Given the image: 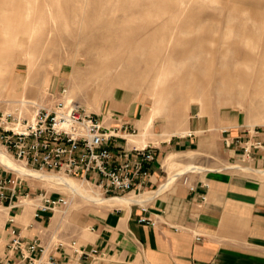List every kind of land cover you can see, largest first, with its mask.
I'll use <instances>...</instances> for the list:
<instances>
[{"label":"rangeland","instance_id":"rangeland-1","mask_svg":"<svg viewBox=\"0 0 264 264\" xmlns=\"http://www.w3.org/2000/svg\"><path fill=\"white\" fill-rule=\"evenodd\" d=\"M0 59L3 112L19 106L17 92L51 104L67 90L72 102L103 120L132 124L134 139L146 117L156 115L147 144L168 139L191 121L231 133L264 132V0H0ZM12 73L19 77L16 88L4 83ZM188 157L186 163L169 157L170 180L207 170L196 162L201 153ZM211 162L212 169L264 174L234 160ZM29 181L68 197L69 207L56 213L57 229L66 236L79 222L110 210L61 186ZM80 181L103 197L115 196Z\"/></svg>","mask_w":264,"mask_h":264},{"label":"crops","instance_id":"crops-1","mask_svg":"<svg viewBox=\"0 0 264 264\" xmlns=\"http://www.w3.org/2000/svg\"><path fill=\"white\" fill-rule=\"evenodd\" d=\"M104 122L133 127L129 122ZM247 130L240 128L233 134L230 129L207 127V121H191L185 130L153 143L156 161L150 166L148 180L142 189L136 186L123 194H136L140 203L89 217L76 225L71 236L57 229V212L38 207L37 195L42 189L19 178L7 189V198H0V257L25 264L21 250L9 248L16 235L25 252L28 244L41 240L63 264H264V174L207 166L212 159L220 165L234 160L264 170V150L243 157V141L252 137ZM125 138L127 142L119 140L112 147L132 149L134 143ZM252 139L264 140V132ZM226 140L235 141L228 146ZM193 152L201 153L196 162L207 170L174 175L172 183L162 189L171 182L166 170L169 157L186 163ZM17 177L0 164V179ZM152 192L159 193L148 197ZM141 218L155 224L143 223ZM72 241L88 256L78 258L70 247ZM93 249L99 254H92Z\"/></svg>","mask_w":264,"mask_h":264},{"label":"built area","instance_id":"built-area-1","mask_svg":"<svg viewBox=\"0 0 264 264\" xmlns=\"http://www.w3.org/2000/svg\"><path fill=\"white\" fill-rule=\"evenodd\" d=\"M136 133L135 128L125 124L107 125L98 115L70 101L67 90L51 104L27 100L13 111H0V145L15 162L33 170L84 180L99 188L105 196L128 194L136 186L142 189L151 174L150 166L156 161L152 144L134 145L130 150L112 147L119 140L127 142L125 137ZM247 133L252 137L243 141V157L251 156L255 150H264V140L252 139L263 132L247 130ZM235 140L239 142L241 138ZM234 141L226 140V143L230 146ZM17 176L15 180L0 179L1 199L7 198L10 185H15L19 178L23 180ZM37 198L40 210L53 214L70 205L67 196H54L45 190H41ZM140 221L155 224L145 218ZM59 246L64 245L59 243ZM70 247L78 258L88 256L77 241H72ZM9 248L10 251L21 250L25 264H63L49 253V247L43 246L41 240L28 244L25 252L24 243L15 235ZM91 253L99 254L96 249ZM0 264L14 263L8 256L0 257Z\"/></svg>","mask_w":264,"mask_h":264},{"label":"bare ground","instance_id":"bare-ground-1","mask_svg":"<svg viewBox=\"0 0 264 264\" xmlns=\"http://www.w3.org/2000/svg\"><path fill=\"white\" fill-rule=\"evenodd\" d=\"M35 55V54H34ZM25 56V55H24ZM53 57V56H52ZM27 58V57H26ZM25 59V57H24ZM28 59V58H27ZM21 62V61H20ZM28 63V62H27ZM16 65V64H15ZM62 65V64H61ZM4 63H3V59L1 60L0 59V82H1V78H2V73L4 72ZM29 69H28V75L27 79H29V76L30 74L32 73V70H31V67L30 65L28 66ZM73 67V66H72ZM54 69V68H53ZM21 75V74H20ZM23 77V76H22ZM24 78V77H23ZM22 80V79H21ZM6 87H17L19 85V77L16 76V74L12 73L10 75V78L8 80H5L4 81ZM115 85V84H114ZM158 85V84H157ZM156 85V86H157ZM25 88V87H24ZM28 88V87H27ZM155 88V87H154ZM26 89V88H25ZM24 90V89H23ZM22 90V91H23ZM27 90V89H26ZM25 90V91H26ZM153 90V89H152ZM151 90V92H152ZM20 91V90H18ZM130 91V90H129ZM18 93V92H17ZM17 97L21 98V99H18V103L21 104L25 101H27V98L23 95H19L17 94ZM150 93V92H149ZM155 95V94H154ZM154 95L152 97H154ZM72 100V99H71ZM70 100V101H71ZM151 100V99H150ZM32 101V100H30ZM158 101V100H157ZM160 101L159 100L157 102V106H158V111H160ZM17 103V104H18ZM15 109V108H14ZM156 119V115L154 114H150L146 117L145 119V124L144 127H143V132H141L137 137L135 138H138L139 139H134L133 137H130V138H133V139H130V142L131 143H137L139 146H146L147 145V142H146V136L148 135L147 134V131L149 129V127H151L154 123V120ZM141 122V121H140ZM140 125V124H139ZM141 127V126H140ZM171 132V131H170ZM173 133V132H172ZM151 134V133H150ZM184 134V133H183ZM163 135V134H162ZM169 135V134H168ZM171 137V136H170ZM142 138V139H141ZM165 139V138H164ZM167 139V138H166ZM169 139V137H168ZM149 144V143H148ZM157 144V143H156ZM130 145V143H129ZM133 146V145H131ZM0 163L1 165H4L5 167L11 169V170H14L15 172L23 175L24 177H26L28 180L30 179L31 181H39V182H45V184H50V185H58V186H61L63 187V189H66V190H69L71 192V194L73 196H80L81 198L87 200V201H90V202H93L94 204L96 205H99V206H103V207H106V208H116V207H126V206H129L132 202H136L138 203L139 201L138 200H141V197H130V196H113V197H110V198H106V197H103L101 195V193L99 191H94V190H90L88 189L84 182L78 180V179H75V178H72V177H67V176H62V175H59V174H50L52 172H49L47 173V171H39V170H33V169H30V168H27L25 167L24 165H20L18 164L17 162H15L12 157H10L6 151L0 149ZM189 170V169H188ZM45 172V173H44ZM20 176V175H19ZM30 182V181H29ZM35 182V183H36ZM172 183V180L170 183L166 184L165 186L162 187V189H165L166 187H168V185H170ZM39 184V183H38ZM41 184V183H40ZM49 185V186H50ZM159 192H152L151 194L148 195V197L150 198H153L155 196L158 195ZM147 197V198H148ZM146 199V198H145ZM143 199V201L145 200ZM32 202V201H29V203ZM140 203V202H139Z\"/></svg>","mask_w":264,"mask_h":264}]
</instances>
